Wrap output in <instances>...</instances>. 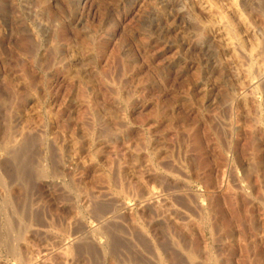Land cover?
I'll use <instances>...</instances> for the list:
<instances>
[{
	"label": "rangeland",
	"instance_id": "obj_1",
	"mask_svg": "<svg viewBox=\"0 0 264 264\" xmlns=\"http://www.w3.org/2000/svg\"><path fill=\"white\" fill-rule=\"evenodd\" d=\"M237 2L232 55L195 0H0V264H264V0Z\"/></svg>",
	"mask_w": 264,
	"mask_h": 264
},
{
	"label": "bare ground",
	"instance_id": "obj_2",
	"mask_svg": "<svg viewBox=\"0 0 264 264\" xmlns=\"http://www.w3.org/2000/svg\"><path fill=\"white\" fill-rule=\"evenodd\" d=\"M218 1V0H217ZM215 1V3L217 2ZM191 2V1H190ZM219 2V1H218ZM225 4L222 7H218L217 5H215V3L213 2V0H195V4L197 5V7L203 12V14H206V19L207 22H205V25L204 27L206 28L205 30H207V33H209L208 37H211L213 39H217L219 42H220V45L227 51L229 52L230 54L232 55H235L238 53H235L236 51V48L238 46V44L241 45V41H240V38H239V30L238 31V28H236L237 26L233 23L232 19L235 20L239 26V29L242 28L244 31L243 33L245 32L246 35H248L249 37H252L254 38L255 36V31L254 29L250 26V24L248 23L246 17L242 14L239 6H238V2L237 0H224ZM240 2V1H239ZM193 3V2H192ZM192 5V4H191ZM196 5H193V6H196ZM240 5V4H239ZM194 9V8H193ZM197 9V8H196ZM191 10V9H190ZM182 12V11H181ZM185 12V10H184ZM189 12V11H188ZM192 12V11H191ZM184 14V13H183ZM195 14V13H194ZM177 15V14H176ZM190 15V14H189ZM202 15V14H201ZM196 17V16H195ZM200 17V16H199ZM248 17V16H247ZM194 18V17H193ZM232 18V19H231ZM185 19V18H184ZM186 20V19H185ZM192 20V19H191ZM197 20V18H196ZM264 21V20H263ZM262 25V24H261ZM195 26V25H194ZM263 27V25H262ZM256 29V28H255ZM260 29V27H259ZM203 30V29H202ZM204 33V32H203ZM242 34V33H240ZM257 34V32H256ZM259 35V34H258ZM200 36V35H199ZM204 36V35H203ZM243 37V36H242ZM201 38V37H200ZM246 38V37H245ZM248 38V37H247ZM202 39V38H201ZM197 40V39H196ZM202 41V40H201ZM256 41V40H255ZM218 42V44H219ZM253 42V41H252ZM257 42V41H256ZM261 42V41H260ZM215 43V41H214ZM217 43H215L216 45ZM257 44L259 45V43L257 42ZM256 44V46H257ZM199 45V43H198ZM260 46V45H259ZM241 47V46H240ZM255 47V45H254ZM253 47V53L252 55L254 54L255 52V48ZM197 48V47H196ZM244 48V47H243ZM258 48V47H257ZM246 49V48H245ZM244 49V50H245ZM262 49V48H261ZM240 50V49H239ZM260 50V49H259ZM222 51V49H221ZM262 51V50H261ZM242 52V51H241ZM250 52V51H249ZM246 53V52H245ZM244 53V54H245ZM228 54V53H227ZM240 54V52H239ZM259 54V53H258ZM243 55V54H242ZM241 55V57H242ZM246 55V54H245ZM244 55V56H245ZM228 56V55H227ZM243 56V57H244ZM263 56V55H262ZM232 58V56H231ZM235 57H233L234 59ZM247 58V57H246ZM257 58V57H256ZM251 59V58H250ZM228 60V59H227ZM230 60V58H229ZM232 61V59H231ZM236 61V60H235ZM243 61V60H242ZM259 61V60H258ZM229 62V61H227ZM233 62V61H232ZM251 62V60H250ZM253 62V61H252ZM239 63H242V62H239ZM254 63V62H253ZM264 63V62H263ZM225 64V63H224ZM228 64V63H227ZM234 64V63H232ZM243 64V63H242ZM251 64V63H250ZM237 65V64H236ZM244 65V64H243ZM249 65V64H248ZM258 66V64H257ZM260 66V64H259ZM237 67V66H236ZM246 67V66H245ZM250 67V66H249ZM255 68V67H254ZM258 68V67H257ZM256 68V70H257ZM261 68V67H260ZM263 68V67H262ZM244 69V68H242ZM246 69V68H245ZM264 70V69H263ZM222 71V70H221ZM229 71V70H228ZM255 71V69H254ZM253 71V72H254ZM236 72V71H235ZM242 72V71H241ZM250 72L251 70H247L246 73H242L243 75H239L238 73V76L236 77V84L238 85V88L245 92L244 90L246 89H251L252 88V91L253 89L257 88V84L259 83V81H254V79L251 78L250 76ZM251 72V73H253ZM260 73V72H259ZM258 73V74H259ZM241 74V73H240ZM233 77V76H232ZM253 77V76H252ZM256 79V78H255ZM264 83V82H263ZM237 88V87H236ZM239 90V91H240ZM249 91V90H248ZM251 91V90H250ZM250 91L248 92L249 93V96H250ZM251 91V92H252ZM256 91H259L256 89ZM234 92V91H233ZM232 92V93H233ZM235 93V92H234ZM240 94V93H239ZM247 94V93H246ZM245 93H242L239 95V97L237 98L239 100V102L241 101V104L244 106V109L247 108L246 106H249V104L247 105V103H250L248 102V98L249 96H247ZM252 94V93H251ZM232 95V94H231ZM237 96V95H236ZM254 96V95H253ZM233 98V97H232ZM235 98V97H234ZM251 99V97H250ZM253 100V99H251ZM250 100V101H251ZM235 102V101H234ZM254 102V100H253ZM233 103H231L232 105ZM236 104V103H235ZM238 104V103H237ZM255 107H259L257 106L256 104H254ZM253 105V106H254ZM250 109V107L248 108V110ZM264 110V109H263ZM243 111V109H242ZM239 112V111H238ZM237 112V113H238ZM245 112H246V109H245ZM248 114V113H247ZM237 115V114H236ZM240 115V114H239ZM246 115V114H245ZM231 126V125H230ZM10 225V224H9ZM78 237V236H77ZM20 247V246H19ZM30 260V259H29ZM211 261V260H210Z\"/></svg>",
	"mask_w": 264,
	"mask_h": 264
}]
</instances>
